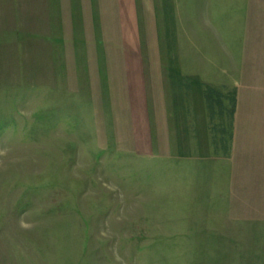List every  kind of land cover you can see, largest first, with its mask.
<instances>
[{
	"label": "rangeland",
	"instance_id": "rangeland-1",
	"mask_svg": "<svg viewBox=\"0 0 264 264\" xmlns=\"http://www.w3.org/2000/svg\"><path fill=\"white\" fill-rule=\"evenodd\" d=\"M246 15L242 83L181 156L122 61L170 17L210 71ZM0 264H264V0H0Z\"/></svg>",
	"mask_w": 264,
	"mask_h": 264
},
{
	"label": "crops",
	"instance_id": "crops-1",
	"mask_svg": "<svg viewBox=\"0 0 264 264\" xmlns=\"http://www.w3.org/2000/svg\"><path fill=\"white\" fill-rule=\"evenodd\" d=\"M169 20L170 17L163 21L166 42L162 40L157 21L153 20L146 25V54L138 50L128 51L122 61V71L127 78L129 106L138 108L142 120H146V128L151 121L162 126L167 123L170 125L167 137L171 150L170 140L173 139L174 152L185 157L191 156L196 138L197 151L209 154L210 113L205 90L208 87L238 89L242 83L248 39L247 15L235 24L239 27L237 30L235 26L232 29L230 20L225 25L221 18L215 20L220 36L219 48L228 52L232 61L222 54L223 63L219 61L214 64L210 71L205 66H198L197 74L184 71L185 61L188 62L185 53L188 43L181 35V30L177 38V22L173 24ZM189 42L192 47V40ZM189 54L194 56L193 49ZM189 121L194 124L192 131ZM171 130L174 132L172 136ZM162 131L168 133V128H162Z\"/></svg>",
	"mask_w": 264,
	"mask_h": 264
},
{
	"label": "trees",
	"instance_id": "trees-1",
	"mask_svg": "<svg viewBox=\"0 0 264 264\" xmlns=\"http://www.w3.org/2000/svg\"><path fill=\"white\" fill-rule=\"evenodd\" d=\"M212 87H208L206 90H205V97L207 98V101H208V109H209V113H210V108L212 106L211 104V95H210V90H211Z\"/></svg>",
	"mask_w": 264,
	"mask_h": 264
}]
</instances>
